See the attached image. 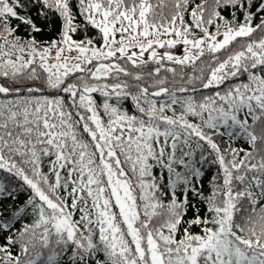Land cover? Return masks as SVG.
<instances>
[{
    "label": "snow or ice",
    "instance_id": "6c2138e0",
    "mask_svg": "<svg viewBox=\"0 0 264 264\" xmlns=\"http://www.w3.org/2000/svg\"><path fill=\"white\" fill-rule=\"evenodd\" d=\"M0 264H264V0H0Z\"/></svg>",
    "mask_w": 264,
    "mask_h": 264
}]
</instances>
